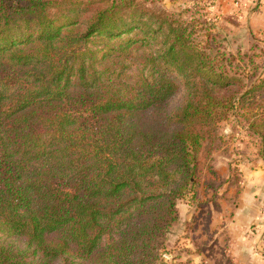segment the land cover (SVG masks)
Instances as JSON below:
<instances>
[{
	"label": "trees",
	"instance_id": "1",
	"mask_svg": "<svg viewBox=\"0 0 264 264\" xmlns=\"http://www.w3.org/2000/svg\"><path fill=\"white\" fill-rule=\"evenodd\" d=\"M148 1L0 0V264H190L164 240L218 123L264 161V76Z\"/></svg>",
	"mask_w": 264,
	"mask_h": 264
},
{
	"label": "rangeland",
	"instance_id": "2",
	"mask_svg": "<svg viewBox=\"0 0 264 264\" xmlns=\"http://www.w3.org/2000/svg\"><path fill=\"white\" fill-rule=\"evenodd\" d=\"M147 4L182 12L184 18L194 12L202 14L211 22L218 46L234 56L233 65L250 71L254 64L257 77L264 76V0H155ZM149 52V47L134 50L123 62L122 78L132 83L141 72L146 74L142 56ZM182 100L178 95L168 107ZM216 133L217 138L199 152L198 183L176 202L177 219L166 232L162 257L190 264H264V161L258 142L233 114L218 123Z\"/></svg>",
	"mask_w": 264,
	"mask_h": 264
},
{
	"label": "crops",
	"instance_id": "3",
	"mask_svg": "<svg viewBox=\"0 0 264 264\" xmlns=\"http://www.w3.org/2000/svg\"><path fill=\"white\" fill-rule=\"evenodd\" d=\"M255 172H256V171H254L253 173H255ZM252 177H255V178H256L257 176H256V175H254V176H251L250 178H252Z\"/></svg>",
	"mask_w": 264,
	"mask_h": 264
}]
</instances>
